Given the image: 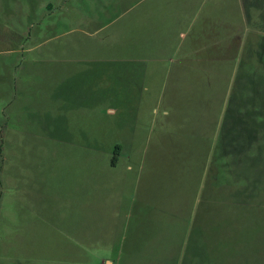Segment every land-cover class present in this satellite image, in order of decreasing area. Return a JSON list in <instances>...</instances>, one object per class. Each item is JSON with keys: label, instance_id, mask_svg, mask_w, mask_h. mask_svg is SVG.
Listing matches in <instances>:
<instances>
[{"label": "rangeland", "instance_id": "374dc122", "mask_svg": "<svg viewBox=\"0 0 264 264\" xmlns=\"http://www.w3.org/2000/svg\"><path fill=\"white\" fill-rule=\"evenodd\" d=\"M244 1L252 42L213 150L226 157L212 182L222 197L196 216L212 264H264V0ZM165 2L0 0V264L114 259L138 198L155 208L178 193L164 162L151 178L139 167L163 153ZM184 136L168 154L189 165Z\"/></svg>", "mask_w": 264, "mask_h": 264}, {"label": "crops", "instance_id": "0c3cea01", "mask_svg": "<svg viewBox=\"0 0 264 264\" xmlns=\"http://www.w3.org/2000/svg\"><path fill=\"white\" fill-rule=\"evenodd\" d=\"M165 3L174 12L170 33L161 36L163 54L170 63L158 85L161 90L156 101L163 104L159 137L163 153L146 159L139 167L146 164L151 178L159 168L157 163L164 162L162 173L176 181L178 193L155 208L146 203L145 195L138 198L135 207L124 213L126 234L118 255L102 258L101 264H199V247L203 242L206 251V241L197 213H208L215 199L222 197L212 191V182L222 181L219 175L225 176V167L220 165L226 157L213 150L228 142L218 140V135L224 130L225 110L231 105L232 72L252 42L248 36L249 16L242 0L239 7L244 11L237 16L231 15L229 0ZM174 107L178 112L175 117ZM179 130L185 135L182 148L192 152L189 165L179 161L182 157H175L176 151L168 154ZM163 156H168L167 162ZM142 173L140 170V177ZM222 183L224 191L226 183Z\"/></svg>", "mask_w": 264, "mask_h": 264}, {"label": "trees", "instance_id": "16d2710c", "mask_svg": "<svg viewBox=\"0 0 264 264\" xmlns=\"http://www.w3.org/2000/svg\"><path fill=\"white\" fill-rule=\"evenodd\" d=\"M119 149H120L119 144H116L115 145V149H114V155L112 156L111 162H114L116 160V156L115 155L119 152ZM201 245L203 247L202 246L199 247L200 248V251H199V264H210V262L207 259V255H206V251H205L203 242H201Z\"/></svg>", "mask_w": 264, "mask_h": 264}]
</instances>
